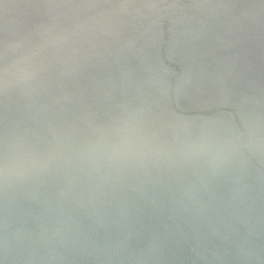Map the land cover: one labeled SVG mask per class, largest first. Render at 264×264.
Here are the masks:
<instances>
[{
  "label": "water",
  "instance_id": "95a60500",
  "mask_svg": "<svg viewBox=\"0 0 264 264\" xmlns=\"http://www.w3.org/2000/svg\"><path fill=\"white\" fill-rule=\"evenodd\" d=\"M0 264H264V0H0Z\"/></svg>",
  "mask_w": 264,
  "mask_h": 264
},
{
  "label": "clouds",
  "instance_id": "9594fccd",
  "mask_svg": "<svg viewBox=\"0 0 264 264\" xmlns=\"http://www.w3.org/2000/svg\"><path fill=\"white\" fill-rule=\"evenodd\" d=\"M8 169L6 166L0 167V175L7 176Z\"/></svg>",
  "mask_w": 264,
  "mask_h": 264
}]
</instances>
